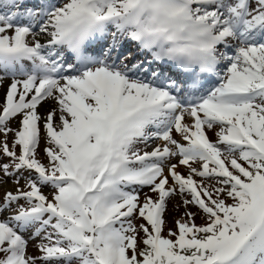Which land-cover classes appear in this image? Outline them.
Listing matches in <instances>:
<instances>
[{
    "label": "snow or ice",
    "instance_id": "obj_1",
    "mask_svg": "<svg viewBox=\"0 0 264 264\" xmlns=\"http://www.w3.org/2000/svg\"><path fill=\"white\" fill-rule=\"evenodd\" d=\"M0 86V264H264V0H0Z\"/></svg>",
    "mask_w": 264,
    "mask_h": 264
},
{
    "label": "rangeland",
    "instance_id": "obj_2",
    "mask_svg": "<svg viewBox=\"0 0 264 264\" xmlns=\"http://www.w3.org/2000/svg\"><path fill=\"white\" fill-rule=\"evenodd\" d=\"M3 92V88H2V86H0V93H2ZM214 138V137H213ZM1 189H3V187L2 186H0V190ZM172 216L171 215H169V221H170V223H171V220H172Z\"/></svg>",
    "mask_w": 264,
    "mask_h": 264
}]
</instances>
